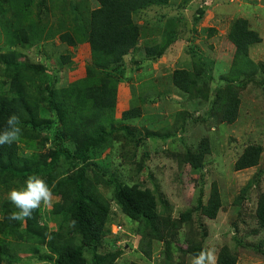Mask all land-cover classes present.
Instances as JSON below:
<instances>
[{
	"label": "rangeland",
	"instance_id": "1",
	"mask_svg": "<svg viewBox=\"0 0 264 264\" xmlns=\"http://www.w3.org/2000/svg\"><path fill=\"white\" fill-rule=\"evenodd\" d=\"M91 2L95 5V1ZM43 5L40 24L46 28L43 34L56 35L60 29L58 20L65 16L64 5L58 0H46ZM34 10L35 7L33 18ZM81 10L84 12L83 8ZM237 18L247 19L259 32L261 41L250 46L247 60L263 65V72L254 71L246 84L242 83V77L233 81L239 84L235 87L239 103L236 119L228 123L221 120V110L214 101L216 93L227 86V77L236 60L235 45L228 33ZM133 19L140 25L139 41L124 58L113 115L117 119L113 127L121 123L126 124L128 130L127 133L114 130L111 142L94 162L105 172V178L139 182L142 187L151 188L165 201L162 204L159 200L160 212L165 214L168 210L172 218L187 209H191L192 214L175 235V246L168 260L164 244L148 243L143 224L124 217L117 205L111 203L113 213L98 251L108 253L120 249L114 264H191L193 256L179 248L201 243L214 248L217 255L220 248L227 245L237 256L236 264H264V230L255 218L257 200L264 191V0H168L165 4L138 10ZM7 29L0 25V46L7 39ZM39 44L46 46L45 53L35 58L47 65L46 72L51 74L55 67L59 69L56 87L84 75V66L90 58L86 43L65 46L56 36ZM147 47L151 54L147 53ZM52 50L69 52L73 68L58 66ZM176 68L193 74L192 93L172 86ZM132 105L140 108V116L133 121L119 122L122 111ZM40 117L43 116L40 114ZM42 120L47 124L56 121L58 130H62L54 115ZM47 124L41 126L43 130L34 140L18 142L23 155L36 153L42 157L60 146L54 138V128H46ZM204 140L209 153L200 170H193L183 161V154L186 150L197 151ZM252 143L263 148L258 164L235 170L237 157ZM56 165L58 170L68 167L62 157ZM87 174L93 179V171ZM250 180L251 186L242 193ZM213 183L220 190L222 205L216 217L210 219L195 207L200 195L203 202L207 200ZM97 187L107 199L110 186L99 180ZM50 209L51 206H41V224L45 220L47 228L55 230L60 216L49 218ZM59 223L65 230L67 222ZM8 239L11 255L19 258L13 264H53L39 260V255L50 253L41 240Z\"/></svg>",
	"mask_w": 264,
	"mask_h": 264
},
{
	"label": "trees",
	"instance_id": "2",
	"mask_svg": "<svg viewBox=\"0 0 264 264\" xmlns=\"http://www.w3.org/2000/svg\"><path fill=\"white\" fill-rule=\"evenodd\" d=\"M91 1H95V5ZM45 2L0 0V25L8 28L7 39L0 46V73L3 77L0 79V130L12 114L20 117L22 141L34 140L38 136V132L43 130L41 126L47 124L43 122V117L54 115L62 125L61 131L56 121L52 122L54 126H51L52 123L45 125L48 129L54 128V138L60 146L42 157L36 153L23 155L18 144L20 140L11 146H0V264L19 261L18 256L11 255L8 238L41 240L50 253L38 258L53 264H114V258L121 253L120 249L108 253H100L97 249L113 213L111 203L117 205L124 217L143 224L148 243L162 242L169 260L170 250L175 246V235L183 223L190 220L192 210L187 209L180 212L177 218H172L168 210L165 214L160 212L159 200L162 204L165 201L151 188L142 187L139 182H117L105 178V172L94 162L111 142L110 135L114 130L126 133L128 130L126 124L119 123L113 127L117 121L113 115L117 84L122 82L119 74L124 69V58L138 43L140 36V25L133 19V14L148 6L165 4L168 0H58L59 4L64 5L65 16L58 20L57 27L60 29L56 35L51 32L44 35L46 28L40 26ZM34 7L35 18L32 17ZM56 36L65 46L77 47L86 43L90 54L84 66V75L60 87L55 85L59 79L58 67L48 74L47 65L35 58L45 53L46 46L39 44L40 41ZM228 38L235 45L236 60L227 77V86L216 93L214 105L218 104L221 110V120L231 123L237 117L239 103L235 89L239 84L233 81L242 77V83L246 84L254 71L263 72V65H254L247 60L250 46L261 41L259 32L251 27L247 19H235ZM149 48L146 51L151 54ZM51 52L57 58L55 63L58 66L73 68L69 52ZM172 86L192 93L195 86L193 74L187 69H174ZM140 113L139 107L129 106L122 111L118 121H133ZM205 141L200 143L197 151L186 150L183 154V161L193 170H200L204 157L209 153ZM262 151L258 143L245 146L234 162V169L256 166ZM61 157L68 165L64 170H58L56 165ZM89 170L94 173L93 179L88 177ZM31 174L42 177L52 189L55 201L51 204L48 217L56 218L59 215V222H67L65 230L59 222L55 230H49L45 220L41 224V207L26 222L6 219L15 210L6 198L7 191L22 185ZM99 180L111 188L107 199L97 187ZM251 184L250 180L242 193ZM221 205L220 190L213 183L207 200L203 202L200 195L195 209L214 219ZM255 218L260 229L264 230V191L258 197ZM202 248L205 247L200 243L179 249L194 256ZM87 252L91 253L90 256L86 255ZM33 253L36 254L35 248ZM236 262V254L227 245L222 246L217 253L216 264Z\"/></svg>",
	"mask_w": 264,
	"mask_h": 264
},
{
	"label": "clouds",
	"instance_id": "3",
	"mask_svg": "<svg viewBox=\"0 0 264 264\" xmlns=\"http://www.w3.org/2000/svg\"><path fill=\"white\" fill-rule=\"evenodd\" d=\"M20 124L18 115L12 114L8 117L4 128L0 130V146H11L21 139L23 129ZM6 198L15 209L7 215L6 219L26 222L42 205L51 206L53 192L42 177L31 174L27 176L22 185L10 188L6 193ZM216 262V250L205 247L193 256L191 264H216Z\"/></svg>",
	"mask_w": 264,
	"mask_h": 264
}]
</instances>
